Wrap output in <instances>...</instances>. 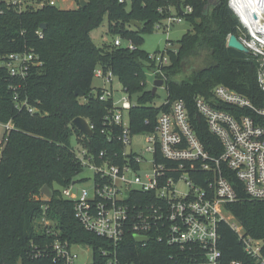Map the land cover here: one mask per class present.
<instances>
[{"label": "trees", "instance_id": "1", "mask_svg": "<svg viewBox=\"0 0 264 264\" xmlns=\"http://www.w3.org/2000/svg\"><path fill=\"white\" fill-rule=\"evenodd\" d=\"M49 1H40L42 7L36 8L31 0H23L21 5L0 0V125H12L8 131L4 128L1 142L0 264H46L32 258L30 246L55 237L96 248L103 244L79 224L73 203L61 192L83 172L71 139L75 137L78 146L93 155L109 149L101 130L113 101H101L103 89L93 87L97 68L111 71L135 103L130 112L133 133L156 129L158 116L168 108L155 106L157 93L153 95L146 87L147 72L156 66L143 46L145 33L156 29L158 23L192 8L191 14L183 15L190 30L176 51L167 52L170 63L161 68L167 76V99L186 102L195 132L211 154L218 155L222 149L196 112L197 96L211 99L214 89L222 85L264 106L257 58L227 46L230 35L241 34L240 21L228 0H217L215 6H210V0H131L129 10L126 1L120 0H84L86 7L80 6L82 0H74L77 7L70 10L51 6ZM104 18L108 19L110 34L129 40L134 50L115 46L116 39L102 47L93 42L91 34ZM132 21L143 27L136 29ZM42 25L46 28L41 29ZM23 53L37 57V65L26 79L13 76L7 67L10 55ZM173 76L182 81H174ZM77 90L84 97H77ZM220 108L231 111L227 106ZM29 109L35 111L30 113ZM78 117L94 126L92 137L73 125ZM234 184L236 188L240 185ZM45 186L54 192L50 200L42 194ZM238 193L241 201L227 205V210L247 237L264 241V202L249 200L240 189ZM143 197L136 196L135 200L141 203ZM43 217L54 221L52 235L36 233L37 221ZM218 233L224 261L256 264L227 222L219 224ZM119 251L126 264H178L171 259L173 250L152 237L142 248L130 234Z\"/></svg>", "mask_w": 264, "mask_h": 264}, {"label": "built area", "instance_id": "2", "mask_svg": "<svg viewBox=\"0 0 264 264\" xmlns=\"http://www.w3.org/2000/svg\"><path fill=\"white\" fill-rule=\"evenodd\" d=\"M11 1L15 5L23 4V0ZM233 2L229 0V6L240 21L239 40L258 60L257 79L264 92V0H260L259 8L248 17L238 13ZM56 3L57 0L49 1L51 6ZM191 13L192 8L187 7L182 15L158 23L156 29L166 22L168 26L182 23L183 15ZM114 43L123 46L120 38ZM126 47L134 50L132 42ZM150 59L156 66L153 75L163 74L161 67L170 63L164 55H150ZM7 60L11 74L23 79L37 65L33 53L12 54ZM95 77L112 82L114 75L97 68ZM123 94V100L116 103L111 86L110 90L103 89L101 96V101H113L101 130L109 149L101 150L98 155L82 148L76 153L83 172L89 168L94 173L92 191L75 190L78 180L61 191L73 203L79 224L101 238L103 244L96 248L90 243L55 237L42 245L32 242V258L45 260L46 264H126L119 248L132 234L142 248L151 237L165 244L173 250L171 259L178 264H243L223 260L218 227L225 221L238 234L246 254L256 264H264V241L247 237L239 222L232 224L224 215L231 214L227 205L241 201L239 189L249 200L264 202V106H257L246 96L222 85L214 89L211 99L195 98L197 114L220 143L222 151L217 155L206 150L199 139L184 100L167 99L163 106L168 109L158 116L156 129L135 134L130 123L135 103L127 93ZM222 106L231 111L221 109ZM34 111L29 109L30 113ZM88 123L94 133V126ZM3 126L7 131L12 129L11 123ZM139 136L146 138V151L152 154L151 159L138 153L139 145L134 143V138ZM147 166L152 168L151 173L142 176ZM235 181L240 183L238 188ZM136 196H145V200L137 203ZM147 196L151 199L147 200ZM46 234L52 235L51 231ZM136 236L148 240L139 243Z\"/></svg>", "mask_w": 264, "mask_h": 264}, {"label": "rangeland", "instance_id": "3", "mask_svg": "<svg viewBox=\"0 0 264 264\" xmlns=\"http://www.w3.org/2000/svg\"><path fill=\"white\" fill-rule=\"evenodd\" d=\"M33 1V6L34 7H39L40 1L42 0H31ZM126 1V9L129 10L131 8V0H125ZM229 2V0H228ZM56 6L59 9L63 10H70L74 9L77 7V4L75 6L74 0H57ZM170 13H174V10L170 8L169 10ZM173 14V15H174ZM190 24L187 21H183L182 23H172L171 25L168 26V23H164L163 26L160 29H154L152 32L145 33V43L143 46V49L149 53L150 55H157V56H167V51L169 50H177L178 47V42L182 39V37L190 30ZM93 42L97 46H104L106 44H112L114 40L116 39L115 36L111 35L109 32V22L107 18H104L102 21L101 25L96 28L92 34H91ZM122 40V43L124 46H127L129 44V40ZM171 42V44H170ZM157 48H160V54L156 53ZM155 69L153 70H148L147 72V84L146 87L149 89H153V84L154 81L156 80H163L164 82L167 80V76L165 75V71L163 70V74L161 73H154ZM174 81L181 82L182 79L180 77H175L173 76ZM112 86L113 92H114V99L116 103H120V101L123 100L124 94L122 91V86L119 82V80L114 77L112 79V82H106L103 79H100L98 77H95L93 80V87L95 89H107L110 90ZM167 100V92L165 90V87L159 88L157 91V98L155 99V106L157 107H162L165 101ZM127 118V115H126ZM4 135V126L0 125V147H3V144H1L2 139ZM146 138L145 137H136L134 138V143L139 145L138 148V153L147 159L152 158V154L148 153L146 151V147L148 144L145 143ZM71 144L74 147L76 153L81 150V148L78 146L76 138L73 137L71 139ZM152 168L150 166H147L142 172L141 175L144 176L146 173H151ZM93 177L94 173L92 170L89 168H85L84 172L78 177V186L76 187L75 190H81V189H86L89 190L90 192L93 189ZM86 179V180H85ZM182 189L185 187L182 185ZM180 187V188H181ZM59 189L60 188H56ZM225 217L227 220L232 223H238L239 221L231 214L224 213ZM55 226L54 221H50L47 218H41L39 221H37V226H36V233L37 232H46V231H51L53 227ZM80 251V250H79ZM83 255V252H80V256Z\"/></svg>", "mask_w": 264, "mask_h": 264}, {"label": "water", "instance_id": "4", "mask_svg": "<svg viewBox=\"0 0 264 264\" xmlns=\"http://www.w3.org/2000/svg\"><path fill=\"white\" fill-rule=\"evenodd\" d=\"M217 4V0H210V6H215ZM80 6L82 7H86L87 6V2H85L84 0H82L80 2ZM132 26L135 27L136 29H141L143 27V25L140 22H136V21H132ZM46 25H42L41 29H45ZM227 46L229 48L235 49L239 52L245 53V54H250V51L245 47V45L239 40V37L236 35H230L229 39H228V43ZM160 51V48H157L156 53H158ZM165 82L163 80H156L154 81L153 84V89H152V93L153 95H155L158 91L159 88L164 87ZM75 95L77 97H84V94L82 92H80L79 90H77L75 92ZM73 125L80 131L82 132L84 135L92 137L93 136V131L90 128V125L87 121V119L83 118V117H78L73 121ZM42 194L45 195L47 198L52 199L54 197V192L53 190L49 187V186H45L42 189ZM136 241L137 242H144L147 241L148 238L147 237H142V236H136Z\"/></svg>", "mask_w": 264, "mask_h": 264}, {"label": "bare ground", "instance_id": "5", "mask_svg": "<svg viewBox=\"0 0 264 264\" xmlns=\"http://www.w3.org/2000/svg\"><path fill=\"white\" fill-rule=\"evenodd\" d=\"M260 0H234V6L237 7L238 13L244 17L253 15L259 8ZM256 18V17H255Z\"/></svg>", "mask_w": 264, "mask_h": 264}, {"label": "crops", "instance_id": "6", "mask_svg": "<svg viewBox=\"0 0 264 264\" xmlns=\"http://www.w3.org/2000/svg\"><path fill=\"white\" fill-rule=\"evenodd\" d=\"M75 2V1H74ZM75 6H76V2H75ZM75 9V8H74Z\"/></svg>", "mask_w": 264, "mask_h": 264}]
</instances>
